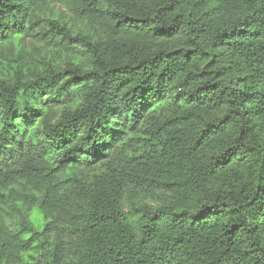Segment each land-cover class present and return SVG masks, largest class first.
I'll return each mask as SVG.
<instances>
[{
    "label": "trees",
    "instance_id": "16d2710c",
    "mask_svg": "<svg viewBox=\"0 0 264 264\" xmlns=\"http://www.w3.org/2000/svg\"><path fill=\"white\" fill-rule=\"evenodd\" d=\"M0 264H264V0H0Z\"/></svg>",
    "mask_w": 264,
    "mask_h": 264
},
{
    "label": "rangeland",
    "instance_id": "374dc122",
    "mask_svg": "<svg viewBox=\"0 0 264 264\" xmlns=\"http://www.w3.org/2000/svg\"><path fill=\"white\" fill-rule=\"evenodd\" d=\"M57 5H58V6H57V8H56V13H60V12L68 13V12L65 11V8H64V5H63V4L59 3V4H57ZM75 27H76V29H77L78 31L84 29V27H83L81 24H76ZM128 155H129L130 159H131L132 157H134L132 151H129V152H128ZM96 173H98V171H96ZM91 174H93V173H90L89 175H86V176L89 177V176H91ZM63 239H64V241L69 245L70 240H68L67 238H63ZM71 260H72V257L70 258V261H71Z\"/></svg>",
    "mask_w": 264,
    "mask_h": 264
}]
</instances>
